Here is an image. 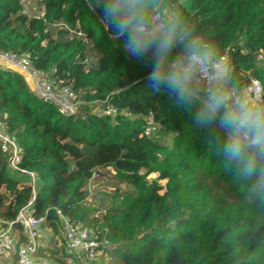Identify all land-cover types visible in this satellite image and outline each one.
Masks as SVG:
<instances>
[{
  "label": "trees",
  "instance_id": "16d2710c",
  "mask_svg": "<svg viewBox=\"0 0 264 264\" xmlns=\"http://www.w3.org/2000/svg\"><path fill=\"white\" fill-rule=\"evenodd\" d=\"M26 1L0 0V52L28 56L82 104L65 116L0 67V123L36 180L0 149V228L27 209L65 247L60 212L100 244L85 264H264V0H132L131 15L127 0H41L44 16L31 19ZM156 13L165 27L149 38L139 28ZM190 55L227 57L211 96L180 70ZM253 79L263 107L238 127L229 98L242 101ZM150 112L158 131L147 137ZM106 169L132 190L101 217L86 188ZM36 257L72 256L39 247Z\"/></svg>",
  "mask_w": 264,
  "mask_h": 264
},
{
  "label": "built area",
  "instance_id": "2783aa9c",
  "mask_svg": "<svg viewBox=\"0 0 264 264\" xmlns=\"http://www.w3.org/2000/svg\"><path fill=\"white\" fill-rule=\"evenodd\" d=\"M86 1V0H85ZM165 27L164 21L159 13L151 18L148 27H140L139 31L149 38H155ZM72 35L78 38H84L80 31L69 30ZM227 57L222 56L215 60H206L196 55L188 56L182 63L185 74L194 78V83L208 96H211L216 85V75L226 65ZM0 66L4 70L16 71L26 84L34 86V94L38 99L45 103L52 104L57 110L65 115L72 116L76 113L82 102L77 94L68 86L59 88L52 84L43 74L33 69L30 65L28 56H16L10 53L0 52ZM5 65V66H4ZM13 72V71H12ZM244 93L249 98L251 104L260 112L263 107V88L258 80H251L246 86ZM101 102H96L100 106ZM95 105V104H94ZM208 107L211 105L208 103ZM232 118L235 112L231 110ZM103 115H115L112 109L101 111ZM146 126L144 135L152 137L157 131L158 126L155 116L150 112L145 118ZM0 149L8 156V164L12 171L30 176L32 179L30 186L35 187V175L21 170L20 165L23 160L22 148L18 145L15 137L9 135L0 123ZM61 218L65 239L68 249L72 252L81 254L86 262H92L97 259L100 244L90 235L87 228L77 225L58 212ZM43 219H37L22 210L15 222H8L6 228H0V252H10L16 250L17 264H45L38 261L36 253L39 248V228ZM14 224H18L21 230H15Z\"/></svg>",
  "mask_w": 264,
  "mask_h": 264
},
{
  "label": "rangeland",
  "instance_id": "374dc122",
  "mask_svg": "<svg viewBox=\"0 0 264 264\" xmlns=\"http://www.w3.org/2000/svg\"><path fill=\"white\" fill-rule=\"evenodd\" d=\"M121 11L126 15H131L134 11L133 1L127 0V2L121 7ZM24 14L29 19L42 18L44 16V7L41 4V0H27L24 4ZM162 21H164L163 18ZM52 28L54 29V27H51V29ZM226 69L227 66H224L223 69L219 73H217L216 85L223 80V76L225 77ZM180 70L184 72L182 66H180ZM185 77L190 83L195 84L193 76L185 74ZM196 87L199 88L198 86ZM28 88L32 92H34L33 85L29 84ZM229 100H230L229 105L230 106L233 105L236 107V108L235 107L234 108L231 107V108L235 112V117L233 119L237 123L238 127H240V124H243V121L250 119L258 112V110L251 104L249 98L245 93L242 101L237 102L238 99L233 96H230ZM92 108L94 111H100L102 109L98 106L95 107L93 106ZM239 108L242 110L241 115H238L237 110ZM171 139H173L171 136L166 138L165 141L167 142L168 145L172 143ZM69 154L72 158H75L78 155V152L72 151ZM155 177H156L155 175H152L149 179L152 180ZM86 190H87L86 192L88 193L87 198L85 200L86 205L95 209L99 216L105 217L106 212L109 210L116 212V210L120 207L119 201L120 199H122L123 193L126 191L127 192L131 191L132 188L124 183H121L119 178L116 176V172L113 169H106V170H101L100 175L95 179H93L88 184ZM97 258H100L99 252ZM81 264H85V263H81Z\"/></svg>",
  "mask_w": 264,
  "mask_h": 264
},
{
  "label": "crops",
  "instance_id": "0c3cea01",
  "mask_svg": "<svg viewBox=\"0 0 264 264\" xmlns=\"http://www.w3.org/2000/svg\"><path fill=\"white\" fill-rule=\"evenodd\" d=\"M11 71H13L14 73H17L14 70H11ZM27 177L30 178V176L28 175ZM28 211L29 210H27V212ZM1 224L2 222L0 221V227H1ZM38 244H39V247L48 248V249L57 250V251L63 248L65 253H67L69 256H72V257L67 258L68 264L85 263L84 262L85 260L83 259L81 254H79L78 252L70 251L68 249L67 243L65 247H62L63 244L61 243V241L58 238H54L51 232H49L48 230H41L39 239H38ZM60 255H62L61 252H60ZM0 264H17L16 250H12L10 252H0Z\"/></svg>",
  "mask_w": 264,
  "mask_h": 264
}]
</instances>
